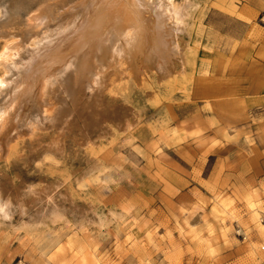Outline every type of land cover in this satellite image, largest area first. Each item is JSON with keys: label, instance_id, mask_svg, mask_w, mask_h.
Masks as SVG:
<instances>
[{"label": "rangeland", "instance_id": "374dc122", "mask_svg": "<svg viewBox=\"0 0 264 264\" xmlns=\"http://www.w3.org/2000/svg\"><path fill=\"white\" fill-rule=\"evenodd\" d=\"M174 4L171 74L110 66L73 103L49 81L0 119V264H264V0Z\"/></svg>", "mask_w": 264, "mask_h": 264}, {"label": "bare ground", "instance_id": "6f19581e", "mask_svg": "<svg viewBox=\"0 0 264 264\" xmlns=\"http://www.w3.org/2000/svg\"><path fill=\"white\" fill-rule=\"evenodd\" d=\"M182 16L174 0H0V38L5 39L0 57L15 69L7 85L0 79L1 89L8 88L1 121L23 103L31 114L46 110L51 102L44 94L55 90L46 86L49 81L73 103L84 86L102 84L110 66L118 64L122 71L126 64L135 78L150 68L170 73L174 57L185 61L177 40ZM256 198L247 197L254 213ZM231 211L232 203L220 198L211 208L217 215Z\"/></svg>", "mask_w": 264, "mask_h": 264}, {"label": "crops", "instance_id": "0c3cea01", "mask_svg": "<svg viewBox=\"0 0 264 264\" xmlns=\"http://www.w3.org/2000/svg\"><path fill=\"white\" fill-rule=\"evenodd\" d=\"M250 193L251 192H249L248 194L250 195ZM253 193V192H252ZM247 194V195H248ZM246 195V196H247ZM248 195V196H249ZM255 195V197H257V195L256 194H254ZM246 196H245V205H247V198H246ZM247 196V197H248ZM218 197H223V196H220V195H218V196H216L214 199H213V202L215 201V199H217ZM224 198V200H228L229 202H232L231 200H229V199H227V198H225V197H223ZM223 198H220V199H222L223 200ZM256 200H257V205H258V202H259V200H258V198H256ZM257 205H256V219H254V220H252V221H254V222H257V221H259V219H260V212H259V210L257 209ZM247 207V206H246ZM212 208V207H211ZM247 209H248V207H247ZM248 211H249V209H248ZM250 212V211H249ZM212 213V215H214V216H217V217H223V216H225V215H231L232 214V211H231V213H226L225 215H217V214H214L213 212H211ZM250 218H251V214H250Z\"/></svg>", "mask_w": 264, "mask_h": 264}]
</instances>
